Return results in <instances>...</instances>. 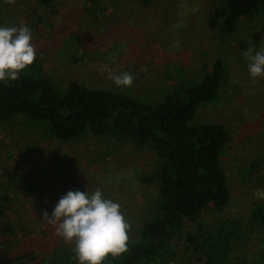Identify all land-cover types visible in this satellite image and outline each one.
<instances>
[{
	"label": "rangeland",
	"instance_id": "1",
	"mask_svg": "<svg viewBox=\"0 0 264 264\" xmlns=\"http://www.w3.org/2000/svg\"><path fill=\"white\" fill-rule=\"evenodd\" d=\"M219 3L118 0L99 14L102 8L87 0H56L53 8L37 12L36 0H0V27L24 25L32 31L37 65L33 69V62L23 74L42 71L63 88L75 81L154 101L171 92L179 78L186 84L201 81L204 64L224 57L228 80L218 100L203 107L195 122L220 123L228 130L223 166L232 200L221 212L209 207L202 220L209 230L216 220L243 218L247 230L252 209L264 202V77H251L244 51L264 49V24L246 26L243 39L254 45L232 43L220 49V24L229 11L222 12ZM245 9V4L238 8ZM125 71L134 76L131 87H117L107 79ZM45 128L22 116L0 123V195L19 199L0 220V264H10L11 253L20 248H32L40 257L61 243L74 248L42 219L44 211L51 216L68 191L91 194L100 189L122 206L131 224L129 239L136 241L148 213L156 212L157 186L142 184L141 177L159 168L157 156L92 135L70 143L45 139ZM253 161L261 169L246 180L243 175ZM56 183L61 184L58 191L52 188ZM174 243L176 254L164 264H198L195 255ZM238 245L231 253L235 264L256 260L264 253V232L253 231Z\"/></svg>",
	"mask_w": 264,
	"mask_h": 264
},
{
	"label": "trees",
	"instance_id": "2",
	"mask_svg": "<svg viewBox=\"0 0 264 264\" xmlns=\"http://www.w3.org/2000/svg\"><path fill=\"white\" fill-rule=\"evenodd\" d=\"M55 1L36 0V12L53 8ZM87 1L101 7V14L104 7L118 0ZM145 1L147 4L150 0ZM241 4L247 6L244 12L238 10ZM219 8L229 11L223 13L220 24V49L232 43L254 45V41L243 38L246 26L264 24V0H220ZM202 71L199 82L186 84L179 78L160 101L91 89L75 81L63 88L42 71L0 82V123L22 116L31 124L46 127L45 139L70 143L92 135L127 142L137 150L153 152L159 159V168L141 177L142 184L157 186L156 212L148 213L137 240L129 239L128 251L115 257L108 254L101 264H164L176 254L175 241L185 253L195 255L198 264H235L231 258L234 247L249 233L264 232V202L252 209L247 230L243 218L216 220L209 230L205 228L204 212L211 206L224 211L231 204L232 193L223 166L229 142L227 128L220 123L195 122L203 107L218 100L229 71L224 57L204 64ZM260 169L261 164L253 161L243 177L250 180ZM60 185L56 183L52 188L58 191ZM16 202L19 199L0 195V220L7 218L10 206ZM11 257L10 264H80L73 248L63 243L46 250L44 257L32 248H20ZM237 264H264V253L256 260Z\"/></svg>",
	"mask_w": 264,
	"mask_h": 264
},
{
	"label": "clouds",
	"instance_id": "3",
	"mask_svg": "<svg viewBox=\"0 0 264 264\" xmlns=\"http://www.w3.org/2000/svg\"><path fill=\"white\" fill-rule=\"evenodd\" d=\"M13 4L15 0H6ZM29 27H0V82L17 80L37 59ZM251 77H264V50L248 48L244 51ZM107 79L117 87H131L134 76L125 71L110 73ZM42 219L57 236L74 244L73 252L80 264H101L108 254L113 257L128 251L131 224L122 206L106 198L100 189L68 191L55 205L49 216Z\"/></svg>",
	"mask_w": 264,
	"mask_h": 264
}]
</instances>
